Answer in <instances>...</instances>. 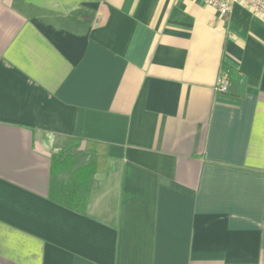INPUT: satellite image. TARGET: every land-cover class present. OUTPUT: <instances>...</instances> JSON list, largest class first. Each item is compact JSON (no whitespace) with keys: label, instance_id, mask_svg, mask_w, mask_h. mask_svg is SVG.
Listing matches in <instances>:
<instances>
[{"label":"crops","instance_id":"0c3cea01","mask_svg":"<svg viewBox=\"0 0 264 264\" xmlns=\"http://www.w3.org/2000/svg\"><path fill=\"white\" fill-rule=\"evenodd\" d=\"M0 264H264V20L239 2L0 0Z\"/></svg>","mask_w":264,"mask_h":264},{"label":"trees","instance_id":"16d2710c","mask_svg":"<svg viewBox=\"0 0 264 264\" xmlns=\"http://www.w3.org/2000/svg\"><path fill=\"white\" fill-rule=\"evenodd\" d=\"M78 154L77 150H74L61 158H56L52 161V175L67 171L73 166L74 158ZM99 162L98 160L78 169L71 177V182L68 185L61 186L62 191L60 194L62 203L64 206L74 208L80 199L82 194L88 192L91 189L92 181L95 174L98 172ZM57 181H52V187L57 186ZM60 186V184H59ZM53 198V197H52ZM56 200H59L56 198Z\"/></svg>","mask_w":264,"mask_h":264},{"label":"built area","instance_id":"2783aa9c","mask_svg":"<svg viewBox=\"0 0 264 264\" xmlns=\"http://www.w3.org/2000/svg\"><path fill=\"white\" fill-rule=\"evenodd\" d=\"M204 5L217 9L223 16H227L231 10V4L239 2L247 6L252 13L264 20V0H197ZM221 93H226L228 88L225 79L221 77L216 88Z\"/></svg>","mask_w":264,"mask_h":264}]
</instances>
